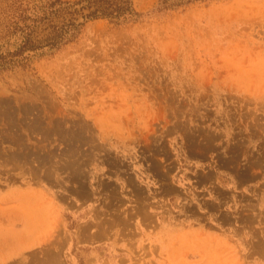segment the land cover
<instances>
[{
	"label": "rangeland",
	"instance_id": "obj_1",
	"mask_svg": "<svg viewBox=\"0 0 264 264\" xmlns=\"http://www.w3.org/2000/svg\"><path fill=\"white\" fill-rule=\"evenodd\" d=\"M132 3L0 72V264H264V0Z\"/></svg>",
	"mask_w": 264,
	"mask_h": 264
},
{
	"label": "trees",
	"instance_id": "obj_2",
	"mask_svg": "<svg viewBox=\"0 0 264 264\" xmlns=\"http://www.w3.org/2000/svg\"><path fill=\"white\" fill-rule=\"evenodd\" d=\"M137 16L132 0H0V37L6 38L7 44L12 39L13 47L1 50L0 45V72L32 55L57 51L72 41L87 21L102 19L120 25L135 21Z\"/></svg>",
	"mask_w": 264,
	"mask_h": 264
},
{
	"label": "water",
	"instance_id": "obj_3",
	"mask_svg": "<svg viewBox=\"0 0 264 264\" xmlns=\"http://www.w3.org/2000/svg\"><path fill=\"white\" fill-rule=\"evenodd\" d=\"M79 18H81V16Z\"/></svg>",
	"mask_w": 264,
	"mask_h": 264
}]
</instances>
